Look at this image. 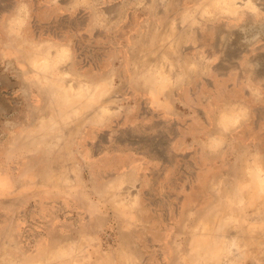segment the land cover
<instances>
[{
    "label": "rangeland",
    "instance_id": "rangeland-1",
    "mask_svg": "<svg viewBox=\"0 0 264 264\" xmlns=\"http://www.w3.org/2000/svg\"><path fill=\"white\" fill-rule=\"evenodd\" d=\"M0 264H264V0H0Z\"/></svg>",
    "mask_w": 264,
    "mask_h": 264
},
{
    "label": "clouds",
    "instance_id": "clouds-1",
    "mask_svg": "<svg viewBox=\"0 0 264 264\" xmlns=\"http://www.w3.org/2000/svg\"><path fill=\"white\" fill-rule=\"evenodd\" d=\"M244 42L246 44H248L250 49H251L254 46H259V44L261 42V39H260L259 35H255V36H252L250 38H246ZM242 118H243V113L241 112V115H240V117H238L236 123L238 124ZM217 147H219V144H218L217 141H215V139L210 141V144H209V149L210 150H213V149H215Z\"/></svg>",
    "mask_w": 264,
    "mask_h": 264
},
{
    "label": "crops",
    "instance_id": "crops-1",
    "mask_svg": "<svg viewBox=\"0 0 264 264\" xmlns=\"http://www.w3.org/2000/svg\"><path fill=\"white\" fill-rule=\"evenodd\" d=\"M30 10V7L28 8L27 6H24V7H20V8H14V11H16V14L13 15V20H15L17 24V16H20V17H24V19L26 20L27 18H29V13H27V11ZM17 11H20L21 14H18L17 15ZM41 11H44L41 9ZM44 12H41L40 16L42 15L43 16Z\"/></svg>",
    "mask_w": 264,
    "mask_h": 264
}]
</instances>
